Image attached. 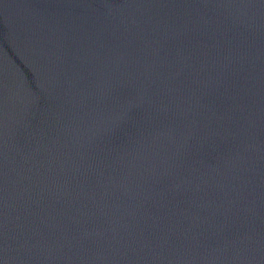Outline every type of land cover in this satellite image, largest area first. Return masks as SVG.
I'll use <instances>...</instances> for the list:
<instances>
[{"label": "water", "instance_id": "water-1", "mask_svg": "<svg viewBox=\"0 0 264 264\" xmlns=\"http://www.w3.org/2000/svg\"><path fill=\"white\" fill-rule=\"evenodd\" d=\"M0 264H264V0H0Z\"/></svg>", "mask_w": 264, "mask_h": 264}]
</instances>
